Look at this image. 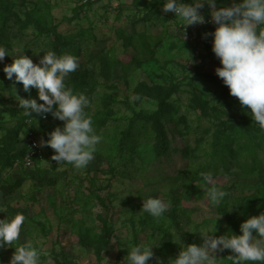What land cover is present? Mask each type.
Segmentation results:
<instances>
[{"label":"rangeland","instance_id":"1","mask_svg":"<svg viewBox=\"0 0 264 264\" xmlns=\"http://www.w3.org/2000/svg\"><path fill=\"white\" fill-rule=\"evenodd\" d=\"M163 2L0 0V46L11 56L0 63V219L22 213L18 243L32 242L53 264H121L137 244L156 246L149 264L156 257L167 264L180 250L176 234L184 245L202 243L193 229L240 235L242 222L264 212V128L215 74L221 65L212 37L205 38L207 24L215 25L211 10L204 24L183 29ZM54 41L57 55L78 57L65 83L89 97L86 111L102 138L83 170L58 166L54 151L39 146L63 122L25 116L16 95L35 99L37 91L25 93L3 72L23 51L38 64ZM29 139L41 155L30 168L14 162ZM208 173L227 193L216 206L208 200ZM149 197L170 204L162 217L142 210ZM13 252L0 248V264H9ZM231 255L225 250L217 258L230 264Z\"/></svg>","mask_w":264,"mask_h":264},{"label":"clouds","instance_id":"2","mask_svg":"<svg viewBox=\"0 0 264 264\" xmlns=\"http://www.w3.org/2000/svg\"><path fill=\"white\" fill-rule=\"evenodd\" d=\"M205 5L210 8L211 22L216 25L212 33L205 34V38L212 37L211 51L221 65L215 68V74L227 86L229 94L237 98L242 107L247 106L252 120L264 128V0H240L230 7L219 8L216 0H194L191 3L164 0L162 10L174 13L175 19L182 21L184 29L205 23L200 11ZM183 36L186 38V34ZM23 52L3 68L6 79L13 84H22L25 93L30 89L37 91L35 99L21 98L13 87L19 107L27 117L32 118L34 113L38 116L51 114L63 122L62 126L47 134L46 140L41 139L39 146L54 151L51 159L58 166L69 164L77 170L85 169L95 158L102 138L96 133L93 119L86 111L91 104L89 97L75 92L65 83L66 77L79 68L78 57L69 53L57 55L49 50L37 64ZM6 56H10L8 49L0 46V63ZM3 135L0 131V136ZM203 179L206 184L213 185L208 190L210 204H221L227 193L214 185L212 174H203ZM169 207L168 202L149 197L143 201L142 210L159 218ZM24 223L22 213L11 219H0V248H14L9 264H53L50 255L32 242L18 243ZM239 230L240 235L228 232L216 237L213 235L215 227L214 231L193 229L191 233L198 232L201 236L199 245H184L181 233H178L173 242L179 245L180 250L175 258L167 260V264H221L225 259L217 258V254L225 250L234 253L227 258L230 264H264V212L246 219ZM154 247L137 244L127 248L128 254L121 264H149L154 258ZM104 260L109 264L107 258ZM155 264H165V261L156 257Z\"/></svg>","mask_w":264,"mask_h":264},{"label":"trees","instance_id":"3","mask_svg":"<svg viewBox=\"0 0 264 264\" xmlns=\"http://www.w3.org/2000/svg\"><path fill=\"white\" fill-rule=\"evenodd\" d=\"M157 1H159V0H157ZM160 1H164V0H160ZM184 3H188V2H186V1H183ZM201 11V13L204 15V17H205V21H207L208 20V18H209V7H208V5H205V7L203 8V9H201L200 10ZM207 27H208V33H212L214 30H215V27H216V25H209V24H207ZM55 39H56V37H55ZM206 47L208 48L209 47V45L206 43ZM52 48H53V50L52 51H54V49H55V41H54V43H53V46H52ZM210 53V50H209V48H208V54ZM158 131H159V138H158V140H157V147H156V149H157V152L159 153V154H163L164 152H165V143L166 142H164V137H163V135H162V132H161V129H158ZM219 133H220V131L218 130L217 131V133L215 134V136L213 137V143H218L219 142V139H220V137H219ZM29 142H28V144H27V147L25 148V150H24V152H22V153H18V154H20V156H18V157H16L15 159H14V162H21V164L22 165H24L23 163V160H24V157H25V155H26V152H27V150H28V148H29ZM41 157V155H36V156H33V158H32V165H31V167L33 166V163H34V161L36 160V159H39ZM28 168H30V167H28ZM222 212H223V214L225 215V217L230 221L231 220V217L227 214V213H225L224 212V209H222Z\"/></svg>","mask_w":264,"mask_h":264},{"label":"built area","instance_id":"4","mask_svg":"<svg viewBox=\"0 0 264 264\" xmlns=\"http://www.w3.org/2000/svg\"><path fill=\"white\" fill-rule=\"evenodd\" d=\"M29 148L26 152V155L24 157V165L29 167L32 165V158L33 156L40 155V150L37 145V142L34 139H29Z\"/></svg>","mask_w":264,"mask_h":264}]
</instances>
